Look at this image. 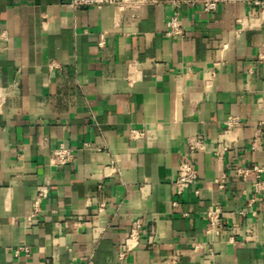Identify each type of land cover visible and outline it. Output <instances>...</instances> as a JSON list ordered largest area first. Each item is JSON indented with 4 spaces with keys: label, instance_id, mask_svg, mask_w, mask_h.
Returning a JSON list of instances; mask_svg holds the SVG:
<instances>
[{
    "label": "crops",
    "instance_id": "1",
    "mask_svg": "<svg viewBox=\"0 0 264 264\" xmlns=\"http://www.w3.org/2000/svg\"><path fill=\"white\" fill-rule=\"evenodd\" d=\"M174 11L182 34L168 36ZM262 42L264 10L246 0L211 12L202 0H0V264H264V200L238 213L254 176L234 171L258 165L264 180ZM232 115L241 126L218 158ZM194 136L197 178L178 194ZM59 143L73 149L64 165L50 160ZM211 206L219 235L206 229ZM136 218L138 243L119 259Z\"/></svg>",
    "mask_w": 264,
    "mask_h": 264
},
{
    "label": "built area",
    "instance_id": "2",
    "mask_svg": "<svg viewBox=\"0 0 264 264\" xmlns=\"http://www.w3.org/2000/svg\"><path fill=\"white\" fill-rule=\"evenodd\" d=\"M67 5L77 8L86 5H122L126 0H60ZM221 0H202V9L205 12L213 11L217 4ZM248 4L258 7L260 10H264V0H246ZM165 34L168 36H177L182 34V26L177 11H174L166 21ZM102 42V41H101ZM100 42V43H101ZM257 61H264V42L261 43L259 51L257 53ZM225 126L223 132L219 136L217 146L214 149V153L218 158L223 156V153L231 148L232 140L234 139L237 130L241 126V120L238 116L232 115L227 117L225 120ZM131 132L134 134H139L140 131L137 129H131ZM258 140V137H254L251 146L255 145V142ZM205 148V142L200 136H194L187 142V149L180 158L177 167L176 175L174 179V187L176 193L180 194L186 187L191 183H194L197 178V169L193 165L190 156L196 151L203 150ZM73 159V149L69 146L59 143L52 148L50 154V160L56 165H64L65 163L70 162ZM235 173L245 177L248 173H251L254 176L253 181V191L251 196L247 199L246 207L240 209L238 213L245 214L246 211H250L251 214H255V210H252V205L254 201L260 197L264 200V180L261 178L262 167L258 165H253L251 168L244 166H237L234 169ZM225 180V175H222L219 179H215L219 187H223ZM262 191V192H261ZM48 188L46 184L38 185L36 193L31 201V208L26 216V220L31 221L36 218L41 211V201L46 197ZM175 203V201H173ZM103 205V202L100 203ZM206 229L208 232H211L215 235H219L222 228V209L220 206H211L206 211ZM78 223V221H76ZM140 227L141 221L139 218H136L132 221L130 229L120 243L118 247L117 257L119 259L124 258L127 251L133 249L139 240L140 236ZM232 239V237H230ZM195 248L198 245H194ZM23 250L28 252L26 246L18 247L14 250V255H18L19 251ZM70 264H89L82 261H74Z\"/></svg>",
    "mask_w": 264,
    "mask_h": 264
}]
</instances>
